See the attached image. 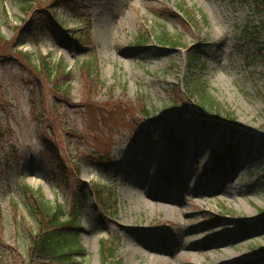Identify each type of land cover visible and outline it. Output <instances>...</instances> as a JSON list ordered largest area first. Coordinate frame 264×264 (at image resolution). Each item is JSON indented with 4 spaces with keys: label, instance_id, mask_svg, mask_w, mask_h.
Returning a JSON list of instances; mask_svg holds the SVG:
<instances>
[{
    "label": "rangeland",
    "instance_id": "rangeland-1",
    "mask_svg": "<svg viewBox=\"0 0 264 264\" xmlns=\"http://www.w3.org/2000/svg\"><path fill=\"white\" fill-rule=\"evenodd\" d=\"M30 1L33 15L21 0H0V264L28 261L37 224L24 184L79 217L74 264H151L149 253L168 264H264V0ZM163 29L180 43L155 40ZM17 50L58 68L40 74ZM83 60L96 61V77L86 79ZM190 78L212 108L185 94ZM180 139L194 143L188 175L161 184L173 202L147 196L171 178L160 158L173 161ZM243 152L232 177L246 185L232 195L203 189L211 178L223 189ZM149 157L158 160L120 182L130 159ZM172 230L184 245L210 240L162 251L158 232ZM143 238L160 241L159 252ZM103 247L113 248L107 261Z\"/></svg>",
    "mask_w": 264,
    "mask_h": 264
},
{
    "label": "trees",
    "instance_id": "trees-1",
    "mask_svg": "<svg viewBox=\"0 0 264 264\" xmlns=\"http://www.w3.org/2000/svg\"><path fill=\"white\" fill-rule=\"evenodd\" d=\"M21 1L24 4L23 8L29 11L30 15H33L31 12L34 11L33 9H36V6L32 5L33 3L30 0ZM58 1L53 0L50 5ZM155 38L160 44L178 45L180 43V39H178L179 35L173 36L168 31H165V29L156 34ZM260 45L264 55V41ZM17 52L24 54L21 50H17ZM24 55L23 57L26 58V62H31L32 67L40 74V68L47 75H53V71L58 68V64H51L45 56H41V66L38 67L32 64V61L28 57L29 55ZM188 59L192 66L197 67L200 63V57L195 53L191 54ZM95 63V60L93 62L88 60L82 61L80 67H82L86 79L97 76L95 74L97 71ZM193 79H188L187 85L189 91H186L185 94L189 98H196L202 107L209 106L212 108L216 102L204 87L203 82L198 78ZM24 191L27 195L28 211L36 221L37 231L29 232L28 261L23 264H74L75 259L80 256L83 249L77 229L79 217L76 214H72L71 217L66 218L61 204H51L44 199L40 191L27 186V184H24ZM103 251L104 261H107L108 257H113V248L103 247Z\"/></svg>",
    "mask_w": 264,
    "mask_h": 264
},
{
    "label": "bare ground",
    "instance_id": "bare-ground-1",
    "mask_svg": "<svg viewBox=\"0 0 264 264\" xmlns=\"http://www.w3.org/2000/svg\"><path fill=\"white\" fill-rule=\"evenodd\" d=\"M189 126L190 127L194 126V123L189 124ZM196 127L200 128L199 125H197ZM192 133L193 134H190L191 135L190 138L198 143V140L201 137L200 133H197L193 130H192ZM202 133H204V132H202ZM192 140H190V139L189 140H183V139L176 140V143L179 144L180 146L175 147V149L177 150V156L173 158V161H170L169 156L168 157L163 156L160 158L161 162H165V163L167 162V164L170 165V170L168 172V175L171 178H163L161 180H157L156 181L157 186L155 188L153 187V191L148 190V189L146 190L147 196H149V197L161 196V197H158L159 199L162 198L160 200L173 202L171 194L161 184L170 180L171 183L173 182L176 185V184H178V181L181 178L186 177L188 175L187 169L184 166L189 160V154L185 151L188 150L187 144L192 145V143H194ZM245 154H246V152L236 154L237 159H235V164L233 166V169L231 167V171L228 172L227 177L225 178L226 186L223 185V189L221 188L222 185L221 186L214 185L211 182L212 178L207 182L204 181L203 189L207 190V191H212V192L218 190V191H221L224 195H228V194L232 195V194H234V192L239 191V188H241V185H246V183H240L237 180V178H233L232 176L233 175L235 177L238 176V173L240 172L241 168L244 167V165H246V163L248 162V160L245 158ZM157 160L158 159H156L154 157H149L147 159H140V160H136V161H133V159H130L129 162L127 163V165H128L127 169H125V170L121 169L124 173L122 176L125 175L126 178H124V177L120 178L121 179L120 182L121 183L128 182L127 180L130 179V178H128V176L131 174L137 175L136 167L142 168L144 166V164H155L157 162ZM118 163H120L119 164L120 166L125 165V163L122 160H118ZM132 164L135 166L134 169L131 168ZM176 199L181 200L183 202V200L185 198H183L182 196H179V197H176ZM141 231L144 232L143 229H141ZM121 232L124 236L133 235L132 231L127 227H124V228L122 227ZM158 235L161 237L160 241L165 240V242H163L162 244H164V245H165V243L168 244L167 249L166 248H165V250L162 249V251H167L170 249L178 250V248H181V247L183 249L195 248V245H196L195 243H198V242L203 243L204 240H206V241L210 240V238H203L200 240L197 239L196 241L192 240V242L184 245L180 239L179 233L175 232L174 230H172L170 232H164V234L161 232H158ZM159 242L155 243V239L153 240V238H143L138 243L143 245V247L149 248V250L152 252L153 251L159 252V250H158V248H160ZM147 257L151 261V264H168L166 262L165 258H163L161 255H158L156 253L155 254L149 253V255Z\"/></svg>",
    "mask_w": 264,
    "mask_h": 264
}]
</instances>
